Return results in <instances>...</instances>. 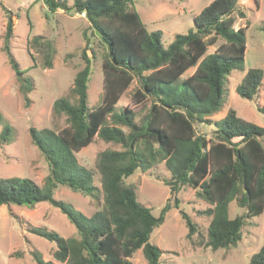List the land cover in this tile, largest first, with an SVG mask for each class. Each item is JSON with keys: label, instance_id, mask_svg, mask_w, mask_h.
<instances>
[{"label": "trees", "instance_id": "16d2710c", "mask_svg": "<svg viewBox=\"0 0 264 264\" xmlns=\"http://www.w3.org/2000/svg\"><path fill=\"white\" fill-rule=\"evenodd\" d=\"M238 1H210L192 17L193 28L176 34L165 46L160 31L147 30L134 0H73L71 5L66 0H43L50 13L62 10L83 14L98 34L104 54L98 106L88 105L91 65L84 53V65L76 72L70 89L74 102L66 97L53 102V111L65 115L67 126L58 132L29 127L31 142L48 167L43 185L28 177L0 178V205L33 207L47 201L75 228L76 235L70 237L43 227L31 228L54 245L52 259L32 252L37 264H132L130 258L137 249L147 264H160L162 251L149 237L172 205L167 202L159 215H153L138 201L136 186L125 179L136 169L145 171L162 161L170 172V178L162 181L172 194L190 187L207 204L200 210L209 218L204 234L187 213L181 212L187 227L185 237L193 245L213 251L236 247L246 222L264 213V148L260 142L264 126L242 119L229 108L221 119L211 122V137L194 128L195 122L203 123L220 110L228 75L233 69H243L247 27H234L232 14ZM1 7L5 26L0 50L27 103L32 82L11 52L13 12ZM238 14L245 16L242 10ZM29 44L43 53V65L50 68L53 41L34 35ZM214 45L215 49L207 53ZM192 67L194 71L180 80ZM262 78L261 68L248 69L236 85L237 95L255 99ZM133 81V102H149L138 121L131 107L117 108L120 96ZM256 109L264 114V104ZM0 127V141L10 142L12 127L3 123L1 115ZM95 136L120 146L105 149L96 158L100 188L93 183V171L80 165L75 156ZM58 185L92 198L102 194L103 204L87 215L53 198ZM232 201L242 212L229 217ZM194 234L196 240H192ZM248 264H264V237Z\"/></svg>", "mask_w": 264, "mask_h": 264}, {"label": "rangeland", "instance_id": "374dc122", "mask_svg": "<svg viewBox=\"0 0 264 264\" xmlns=\"http://www.w3.org/2000/svg\"><path fill=\"white\" fill-rule=\"evenodd\" d=\"M209 1L134 0L133 6L147 30L160 31L161 41L167 46L176 34L187 33L193 28L192 15ZM66 2L71 5L73 0ZM1 5L13 12L11 52L19 66L26 71L25 75L30 78L32 90L27 94L29 100L25 103L6 56L0 50V115L3 123L12 127L10 142L0 141V178L28 177L38 185H43L48 167L38 148L31 142L29 127L37 130L49 128L58 132L67 126L65 115L53 111V102L61 97L74 102L70 89L76 72L84 65V53L89 56L91 65L87 89L88 105L94 108L101 103L104 50L100 46L98 34L90 28L84 15L62 10L50 13L43 0H0V48L5 26V13ZM238 10H242L245 16L241 18ZM232 15L235 18V28L247 27L243 69H233L228 75L220 110L203 123H194L195 131L206 137L213 134L214 126L211 122L221 119L229 108L234 109L242 119L264 126V114L256 109V106L264 104V0H240ZM34 35H41L54 43L55 53L50 68L43 65V53L35 46L28 45ZM221 42L222 40L218 41ZM216 45L209 46L207 53L212 52ZM250 68L263 70L260 91L252 100L241 98L235 90ZM194 69L195 67L186 70L180 80L189 76ZM134 88L133 81L120 96L117 108L131 107L138 121L147 111L149 102L135 104L132 99ZM260 142L264 148V139ZM105 149H120V146L95 136L88 145L75 153L78 163L93 171V183L98 188L100 175L95 162L98 154ZM169 178L170 172L162 161L145 171L136 169L125 179L127 183L136 186L138 201L149 207L153 215H159L167 202L172 205L166 211L163 223L155 227L149 237V241L162 251L160 264H248L250 255L263 242L264 213L246 222L242 238L236 247L213 251L204 246H195L185 237L187 227L181 218V212L187 213L204 234L209 218L201 214L200 210L207 204L197 198L195 190L190 187L172 194L162 181ZM53 198L68 203L87 215H91L103 204L102 194L98 198H92L64 185L55 188ZM176 199L177 207L174 206ZM241 212L234 201L230 202L229 217ZM35 227L54 230L63 237L76 235L74 226L50 202H39L33 207L2 204L0 264H37L32 252L40 253L45 260L52 259L54 245L30 231ZM196 238L194 234L192 240ZM130 260L132 264H147L141 249H137Z\"/></svg>", "mask_w": 264, "mask_h": 264}, {"label": "crops", "instance_id": "0c3cea01", "mask_svg": "<svg viewBox=\"0 0 264 264\" xmlns=\"http://www.w3.org/2000/svg\"><path fill=\"white\" fill-rule=\"evenodd\" d=\"M210 1H212V0H210ZM210 1H209V2H210ZM209 2H208V3H209ZM208 3H206V5H207ZM206 5H205V6H206ZM205 6H204V7H205ZM204 7H203V8H204ZM200 11H201V10H200ZM200 11H198V12L195 13V14H193L192 17H193L194 15L198 14ZM81 15H83V14H81Z\"/></svg>", "mask_w": 264, "mask_h": 264}, {"label": "water", "instance_id": "95a60500", "mask_svg": "<svg viewBox=\"0 0 264 264\" xmlns=\"http://www.w3.org/2000/svg\"><path fill=\"white\" fill-rule=\"evenodd\" d=\"M87 42H88V39L86 40V44H87ZM84 51V50H83Z\"/></svg>", "mask_w": 264, "mask_h": 264}]
</instances>
